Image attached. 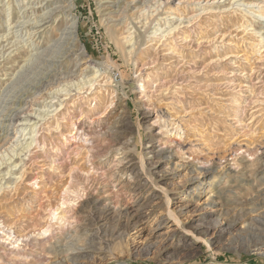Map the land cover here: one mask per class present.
I'll list each match as a JSON object with an SVG mask.
<instances>
[{
    "label": "rangeland",
    "instance_id": "rangeland-1",
    "mask_svg": "<svg viewBox=\"0 0 264 264\" xmlns=\"http://www.w3.org/2000/svg\"><path fill=\"white\" fill-rule=\"evenodd\" d=\"M42 2L0 0V264H264V0Z\"/></svg>",
    "mask_w": 264,
    "mask_h": 264
},
{
    "label": "bare ground",
    "instance_id": "bare-ground-1",
    "mask_svg": "<svg viewBox=\"0 0 264 264\" xmlns=\"http://www.w3.org/2000/svg\"><path fill=\"white\" fill-rule=\"evenodd\" d=\"M61 1L63 0H43L44 3H46V5L44 6V11L45 9H48V7H51L52 5L54 6V4H58V3H61ZM216 1V0H215ZM233 1V0H232ZM42 2V3H43ZM162 2V1H161ZM237 2V1H236ZM240 2V1H239ZM244 3V1H243ZM248 3V2H247ZM249 3H252V2H249ZM233 4V2L231 3ZM230 4V5H231ZM261 4V3H260ZM242 5V4H241ZM249 5V4H248ZM253 5V4H252ZM259 6V5H258ZM62 7V6H61ZM61 7H56L55 9H52V10H49L48 13H43L42 11V15L40 16V19L36 20L34 22V25H37V24H40L44 21H47L49 20L50 18H52V16L55 14V13H59V16H62L63 19H66V25H68L69 28H67V30H65L64 32V36L61 37L60 41H58L59 43L58 44H65V42H67V46L68 45H71L70 43L72 42L73 44H75V32L74 30L76 29L75 26H76V18H74L72 16V13H71V9L69 8V6H67L66 8L62 9ZM229 7V6H228ZM232 7V6H231ZM264 7V6H263ZM72 8V7H71ZM50 9V8H49ZM154 11V10H153ZM257 16V15H256ZM262 16L264 18V13H262ZM245 17V16H244ZM261 17V16H260ZM245 20V19H244ZM240 22V21H239ZM19 25V24H17ZM180 26V25H179ZM128 27V26H127ZM244 27V25L242 26ZM251 27V26H250ZM157 30V29H156ZM34 33V32H32ZM31 34V33H30ZM67 36V37H66ZM130 37V35H128L127 37H124L122 36L121 40L118 39V37H112L114 38L116 44H122L121 42L124 41V43H127V39ZM131 40V39H130ZM129 40V41H130ZM7 42V41H6ZM56 46V45H55ZM61 48V47H60ZM67 50V49H66ZM64 52V51H63ZM75 52V51H74ZM72 52V50H68L66 51V53L64 52L61 53L63 55V59H66L65 61L69 60L70 58H72L73 54L74 53ZM54 53V52H53ZM7 54V53H6ZM37 54V53H36ZM37 56V55H36ZM98 73H95L94 75V79H96V75ZM91 81H88L86 83H89ZM61 86V85H60ZM68 89V88H67ZM59 91H62V87H59L58 88ZM65 91V90H64ZM4 96V95H3ZM22 100H16L14 101L13 104H17V103H20ZM17 117V116H16ZM21 122L20 125L21 126H28L29 123H24L25 121H19ZM240 123V122H239ZM17 124V123H16ZM36 126L33 128V131H32V135H37L38 132H36ZM21 130V128H20ZM34 137V136H33ZM34 145V144H33ZM19 166V165H18ZM17 167V166H16ZM263 168L264 169V164H262V166L260 167V169ZM258 169V168H257ZM8 170V169H7ZM8 174H9V171H7ZM260 172V170H255V173L254 174H258ZM22 174V173H21ZM207 174V173H206ZM259 175V174H258ZM16 178V177H15ZM215 181L212 182V184H214ZM2 188V187H1ZM1 188H0V191H1ZM2 192V191H1ZM219 196L220 197H223V192L220 191L219 193ZM224 198V197H223ZM262 219L259 220V221H254L253 224H250L249 225V230L252 231V235H254L255 237H258L260 239H263L264 240V214H263V217H261ZM73 250V249H72ZM52 252V251H51ZM58 253V252H57ZM80 256V254H75V257L78 258Z\"/></svg>",
    "mask_w": 264,
    "mask_h": 264
}]
</instances>
